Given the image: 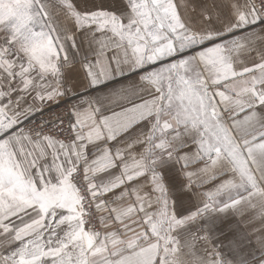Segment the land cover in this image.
<instances>
[{"label": "snow or ice", "instance_id": "obj_1", "mask_svg": "<svg viewBox=\"0 0 264 264\" xmlns=\"http://www.w3.org/2000/svg\"><path fill=\"white\" fill-rule=\"evenodd\" d=\"M249 209L264 0H0V264H249Z\"/></svg>", "mask_w": 264, "mask_h": 264}, {"label": "crops", "instance_id": "obj_2", "mask_svg": "<svg viewBox=\"0 0 264 264\" xmlns=\"http://www.w3.org/2000/svg\"><path fill=\"white\" fill-rule=\"evenodd\" d=\"M212 0H195V3L199 7L203 6H209L211 5ZM190 54V53H189ZM256 53H252L251 55L245 54L241 57L245 62L249 61L250 59L254 58ZM133 80H135V76L129 75L128 78H117L114 82L109 81L107 82V88L104 89L107 91L108 89L112 88H120L121 85H129ZM84 91H80L77 93L76 96H68L65 98L69 100V103H75L77 99L81 95H84ZM88 94H96L92 93L91 90H88ZM138 102V101H137ZM118 110V109H117ZM136 151H140L139 148L136 149ZM193 204H195V201H193ZM255 213L249 209L244 212L243 216L241 215H234L230 216L229 219L232 220L233 227L237 229L241 234H243L246 238L242 242V248H241V255H243L248 261L249 264H259V260L264 258V249L261 248L259 238L264 236V220L256 218L253 219V216ZM195 230V229H193ZM200 235H204L203 232L200 233ZM2 239V237H0ZM224 245V247H221V251L224 252L226 255L231 257V253L229 252L228 248L226 247L228 244V240L224 239L223 237L219 239H215L207 245L209 248H211L213 245ZM201 247H203V244H201ZM3 249L0 248V251Z\"/></svg>", "mask_w": 264, "mask_h": 264}, {"label": "built area", "instance_id": "obj_3", "mask_svg": "<svg viewBox=\"0 0 264 264\" xmlns=\"http://www.w3.org/2000/svg\"><path fill=\"white\" fill-rule=\"evenodd\" d=\"M67 104H70L69 103V100H64V102L60 105V108L63 109V107H65ZM51 111H56V106L53 105L52 108H51ZM47 113H45L43 116H41L40 114H37V116L34 118L35 119V122H39V119L41 118H44V116H46Z\"/></svg>", "mask_w": 264, "mask_h": 264}, {"label": "rangeland", "instance_id": "obj_4", "mask_svg": "<svg viewBox=\"0 0 264 264\" xmlns=\"http://www.w3.org/2000/svg\"><path fill=\"white\" fill-rule=\"evenodd\" d=\"M158 66V65H157ZM68 100V99H67Z\"/></svg>", "mask_w": 264, "mask_h": 264}]
</instances>
